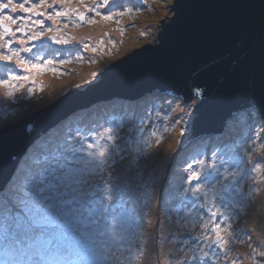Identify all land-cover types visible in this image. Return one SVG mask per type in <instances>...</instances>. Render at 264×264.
Wrapping results in <instances>:
<instances>
[{
    "label": "snow or ice",
    "instance_id": "1",
    "mask_svg": "<svg viewBox=\"0 0 264 264\" xmlns=\"http://www.w3.org/2000/svg\"><path fill=\"white\" fill-rule=\"evenodd\" d=\"M143 5L144 0H0L3 98L15 102L21 91L31 97L43 91L38 77L63 75V65L84 61V52L104 50L103 40L94 47L87 37L70 35L72 29L102 22L120 26ZM171 109L169 103L165 115ZM171 122L180 125L182 139L168 158L170 178L160 188L144 179L162 142L148 111L139 116L132 111L126 122L87 112L50 139L25 170L0 187V264H141L146 250V264L152 259L158 264H240L231 254L233 243L247 244L248 264H264V239L252 235L264 236V219L251 230L234 226L252 196L251 186L244 191L249 177L255 173L257 183L264 184V103L247 113L238 136L210 147L186 151L199 140L190 113ZM126 123L128 134L122 136ZM181 152L180 163H174ZM154 197L164 222L178 229L165 238L172 247H161L162 261L155 236L150 242L145 236V223L153 224L148 210ZM161 225L157 219L153 231Z\"/></svg>",
    "mask_w": 264,
    "mask_h": 264
},
{
    "label": "water",
    "instance_id": "2",
    "mask_svg": "<svg viewBox=\"0 0 264 264\" xmlns=\"http://www.w3.org/2000/svg\"><path fill=\"white\" fill-rule=\"evenodd\" d=\"M154 40L118 59L100 80L0 129V187L36 138L67 114L157 90L189 102L192 133L221 134L238 111L264 103V0H173Z\"/></svg>",
    "mask_w": 264,
    "mask_h": 264
},
{
    "label": "rangeland",
    "instance_id": "3",
    "mask_svg": "<svg viewBox=\"0 0 264 264\" xmlns=\"http://www.w3.org/2000/svg\"><path fill=\"white\" fill-rule=\"evenodd\" d=\"M172 2L173 0H144L143 7L134 11L132 18L123 17L120 26H117L114 22H102L95 25L85 24L80 28L72 29L70 35H75L78 38L87 37V42L94 47L103 40L105 43L101 48L104 50L98 51L96 54L84 52V61H76L73 59L71 63L63 65V75L46 73L38 77L37 87L42 85L43 91H37L31 97L27 95L26 91H21L16 94V101L13 102L5 100L2 95V90H0V129L18 122L31 113L49 106L75 88L85 89L89 87L100 80V76L96 79L91 77L93 71L105 70L118 59L137 50L147 43L153 42L160 21L171 14L170 5ZM118 27L125 29L123 35L117 30ZM105 32L108 33V36L104 35ZM141 32L145 33V35L141 36ZM109 38L115 41L114 45L108 43ZM76 54L77 53L73 52L72 56L74 57ZM57 55H59V53H57ZM65 58H67V55ZM89 59H95L97 62L95 64L88 63L87 60ZM86 72H89L90 74L87 75ZM74 77L78 79L74 81L72 80L66 85L63 83L58 86V84ZM45 80H49L51 83L46 84ZM89 80H91L92 83H85ZM77 85L82 86L77 87ZM197 101V96H194L189 102H184L180 97H175L174 95L154 90L148 92L137 100L130 101L114 98L106 102H96L91 106H83L81 108L84 109L75 110L73 113L67 114L57 124L50 127L41 136L36 138L26 150L14 173L19 175L25 170L31 164L32 158L43 150L44 146L50 139L66 131L69 125L75 126V123L80 118L84 117L87 112H99L106 118L114 117L117 120H124L126 122L130 112L135 111L136 115L139 116L148 111L153 117L156 125L154 130L157 131L158 135H162V142L158 149H154L159 155L152 159V162L145 173L144 179H151L154 181L156 187L160 188L162 184H167V181L170 178L171 169L169 168L168 158L173 150L177 149V141L182 139L179 135L180 125L174 126L171 122L172 118L174 116H184L185 113H190L192 119ZM169 103H171L172 109L167 111V115H165V109H167ZM250 111H255V109L251 108L249 111H238L227 120L223 132L224 136H222L221 139L208 142L206 141V136L200 137L199 140L195 141L193 145H190L186 151L193 150L197 145L200 147L208 145L210 147L221 141H227L229 137L238 136L245 129L246 114ZM157 113H159V116L156 115ZM166 127L169 128L170 131L164 132V128ZM120 134L122 136L128 134L127 123L125 127L120 130ZM163 151L165 152L163 153ZM160 154L164 156H161ZM184 154L185 152H182L181 157H177L174 163H180ZM149 172L151 173V177L148 175ZM129 175L135 176L136 173L133 171ZM8 182L6 184H8ZM250 186L252 196L244 212L237 218L234 225L237 228L242 226L247 230H251L256 221L264 219V184L257 183L255 173L249 177L244 185V191L246 193L249 191ZM257 189H259V191H257ZM148 216L153 220V224L145 223V236L149 238L146 242H150L154 235L157 240L156 254L160 255V249L162 246L165 249L172 247L171 242L165 238L169 233L177 232L178 229L171 223L164 222V214L163 212H158L155 197L153 198L150 210H148ZM172 218L173 220L177 218L175 213H173ZM147 219L148 217L145 218L146 221ZM157 219L162 222V225L161 227L155 228V231H153ZM252 235L257 241L264 239L259 232L253 231ZM230 247L231 254L238 257L240 264H248L246 259V255L249 254L247 244L241 245L239 243H233ZM147 259L148 256L146 250L145 259L141 261V264H146ZM160 259L161 261L164 259L163 255H160ZM151 264H158V262L155 259H152Z\"/></svg>",
    "mask_w": 264,
    "mask_h": 264
},
{
    "label": "bare ground",
    "instance_id": "4",
    "mask_svg": "<svg viewBox=\"0 0 264 264\" xmlns=\"http://www.w3.org/2000/svg\"><path fill=\"white\" fill-rule=\"evenodd\" d=\"M86 74L89 75L90 73H89V72H86ZM77 79H78V78H76V77L71 78V79H69V80H67V81H64V82L58 84V86L61 85V84H63V83H65V85H66L68 82H70V81H72V80L74 81V80H77ZM45 83H46V84H49V83H51V82H50L49 80H45ZM58 86H57V87H58ZM54 90H55V89H54ZM164 152H165V151H163V153H164ZM160 155H161V154H160ZM161 156H164V155H161Z\"/></svg>",
    "mask_w": 264,
    "mask_h": 264
},
{
    "label": "trees",
    "instance_id": "5",
    "mask_svg": "<svg viewBox=\"0 0 264 264\" xmlns=\"http://www.w3.org/2000/svg\"><path fill=\"white\" fill-rule=\"evenodd\" d=\"M131 39H133V38H131ZM32 114V113H31ZM247 115V114H246ZM161 180H162V177H161ZM264 237V236H263Z\"/></svg>",
    "mask_w": 264,
    "mask_h": 264
}]
</instances>
